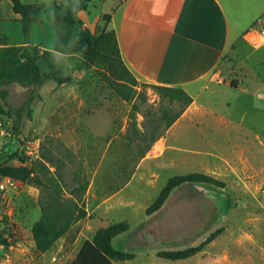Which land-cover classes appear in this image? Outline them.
Here are the masks:
<instances>
[{"label": "rangeland", "instance_id": "rangeland-1", "mask_svg": "<svg viewBox=\"0 0 264 264\" xmlns=\"http://www.w3.org/2000/svg\"><path fill=\"white\" fill-rule=\"evenodd\" d=\"M36 1L45 8L32 25L31 39H44L42 43L49 48L44 50L38 44L44 50L40 62L45 74L33 96L31 87L10 85L11 103L19 106L30 100L32 115L26 111L19 137L12 134V120L1 117L0 152L18 151L25 162L15 158L10 163L31 166L41 156L43 146L50 148L65 161L64 174L70 183L67 189L74 184L76 170L90 180L84 196L90 213L74 223L52 249L41 252L31 230L41 215V188L18 179L15 185L0 188V264L71 263L79 251L75 241L80 230L84 237H93L97 225L124 219L135 227L145 220L147 207L175 174L201 171L226 181L227 186L184 184L175 189L181 193L169 198L170 205L183 201L222 206L259 202L260 197L250 196L246 190L264 194V0H222L232 23V43L240 31L248 29L247 37L232 44L225 57L226 69L216 76L221 83L233 80L238 86L217 89L209 94L214 98L207 100L202 98L205 94L200 95L206 112L173 123L142 159L134 122L144 129L147 121L161 116L163 107L168 106L174 114L183 102L162 98L152 82L138 77L129 67L138 80L135 87L145 91L147 101L138 96L123 99L107 81L112 73L105 61H86L73 38H64L65 24L58 19L54 0ZM119 1L87 0L78 14L96 34L110 15L108 27L115 30L112 15ZM1 4L5 29L13 34L6 40V32L0 33V41L16 44L22 36L26 39L21 19L11 21V0H1ZM51 72L70 79L59 83L48 77ZM134 102L139 108H133ZM131 171L132 178L121 189L110 195L101 193L109 192L114 180H124ZM206 192H212L213 197L202 196ZM196 194L199 196H193Z\"/></svg>", "mask_w": 264, "mask_h": 264}, {"label": "crops", "instance_id": "crops-1", "mask_svg": "<svg viewBox=\"0 0 264 264\" xmlns=\"http://www.w3.org/2000/svg\"><path fill=\"white\" fill-rule=\"evenodd\" d=\"M34 1L30 3L39 2ZM13 13L11 21H20L21 15ZM4 24L0 10V33L6 32L8 36L3 39L9 40L13 32L9 34ZM112 24L122 58L138 77L156 84L181 86L193 96L192 103L173 125L191 114L206 112L200 95L205 94L202 98L207 100L214 98L209 94L217 89L232 87L229 82L218 81L216 76L226 69L225 57L232 44L247 37L248 30L240 31L232 43V23L222 0H120ZM22 37L16 44L26 43ZM30 41L49 49L42 43L44 39ZM2 44L5 43L0 41ZM178 192L173 190L170 197ZM246 193L260 197L259 202L222 206L183 201L170 205L169 197L140 224L114 237L116 248L134 253L133 258L115 263L264 264V194L253 189ZM202 196L212 198L213 194L206 192ZM82 233L80 230L75 241L79 250L87 239H92ZM201 244V249L185 258L160 255L161 251Z\"/></svg>", "mask_w": 264, "mask_h": 264}, {"label": "trees", "instance_id": "trees-1", "mask_svg": "<svg viewBox=\"0 0 264 264\" xmlns=\"http://www.w3.org/2000/svg\"><path fill=\"white\" fill-rule=\"evenodd\" d=\"M11 2L14 12L21 15L20 19L26 43L0 45V119L1 117L11 119L12 134L19 137L22 133L24 115L26 111L32 115V108L30 100L24 101L19 106L11 103L10 85L19 83L25 87H31V96L37 92L38 83L45 72L40 62L41 49L38 45L32 44L30 39L32 25L45 7L24 0H11ZM86 2L87 0H54L53 5L58 12V19L65 24L64 38H73L75 47L82 53L86 61L95 62L102 59L105 61L112 73L107 81L123 99L129 101L138 96L147 101V94L144 90H137L135 86L138 85V80L122 58L116 31L108 27L111 16L106 17L105 25L98 34L92 32L90 28L84 25V20L78 14L79 10L85 8ZM1 8L0 0V10ZM48 77L59 83L70 79L69 76L59 75L57 72H51ZM230 84L235 87L238 86L233 80ZM151 85L158 90L162 98L180 99L183 104L174 114L170 113L168 106L163 107L161 116L147 121L144 129L138 128L134 122L133 133L137 137L140 148V159L146 156L153 144L181 116L185 108L194 99L181 86L156 83ZM133 108H139V104L134 102ZM132 116L135 115L132 114ZM15 158L25 162V158L18 151L1 150L0 177L11 176L41 188V215L33 222L31 230L37 249L46 252L52 249L61 237L70 232L74 223L88 215L84 196L90 180L81 171L76 170L72 176L74 184L70 189H67L70 187V183L64 174V159L44 146L41 156L35 159L31 166L10 163ZM120 169L122 170V167L116 171ZM132 176L133 171L124 180L118 179L116 183L114 180L109 188L114 187L109 192L102 191L101 193L104 195L115 193L125 186ZM196 183L217 187L227 186L226 181L201 171L175 174L168 178L158 197L147 207V213L159 209L176 188L184 184ZM67 191H69L68 196ZM130 227L131 223L127 219L114 220L106 226L99 227L92 239H87L83 243L76 257L69 264H116L115 260L133 258V252L118 249L113 244L114 237L127 231ZM3 241L7 240L3 238ZM202 246L203 244L183 250L161 251L160 255L170 259L185 258L201 249Z\"/></svg>", "mask_w": 264, "mask_h": 264}, {"label": "built area", "instance_id": "built-area-1", "mask_svg": "<svg viewBox=\"0 0 264 264\" xmlns=\"http://www.w3.org/2000/svg\"><path fill=\"white\" fill-rule=\"evenodd\" d=\"M17 181H18L17 179L11 176L0 177V188L1 189L7 188V186H9L10 184L15 185Z\"/></svg>", "mask_w": 264, "mask_h": 264}]
</instances>
